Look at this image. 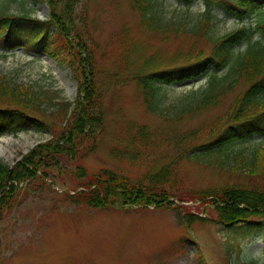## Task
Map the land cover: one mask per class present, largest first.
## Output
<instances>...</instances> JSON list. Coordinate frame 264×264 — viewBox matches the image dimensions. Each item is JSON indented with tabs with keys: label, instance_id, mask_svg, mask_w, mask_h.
<instances>
[{
	"label": "rangeland",
	"instance_id": "obj_1",
	"mask_svg": "<svg viewBox=\"0 0 264 264\" xmlns=\"http://www.w3.org/2000/svg\"><path fill=\"white\" fill-rule=\"evenodd\" d=\"M157 1V9L165 21L186 20L193 25L205 9L202 0H196L191 5L178 0ZM0 9L8 14L28 15L49 21L52 7L45 0H0ZM87 10V18L83 20L78 8L75 22L85 24L81 32L90 43L93 42L88 51L98 66L95 81L104 99V124L97 130L95 148H87L85 141L77 152L55 154L57 159L54 163L45 165L42 162L36 177L15 183L17 188L10 205L7 201H0V264H229L228 247L233 255L232 261L239 257L264 264V215L251 218L259 224L240 229L215 225L213 221L216 213L208 211L210 205L207 202L202 204L201 200L197 203L189 201V211L185 208L158 210L121 204L92 208L68 197L67 192L83 180L77 175L73 178L68 174L74 168L73 172H77L78 167L89 171L104 168L133 179L140 178L148 169L153 168L152 157L146 155V152L152 154L155 151L150 148L139 149L146 161L130 162L114 157L112 149L136 151L137 145L132 136L137 124L154 130L174 127V123L167 122V118L147 111L141 90L121 71V53L116 49L118 41L111 42L115 38L114 32L121 30L124 24L132 27L134 32H142L139 27L141 14L131 8L130 0H87ZM213 13L214 24L210 32L216 38L232 32L242 24L233 16H227L221 8L214 9ZM245 21L252 22L253 28L258 27L254 17ZM35 27V24L20 19L14 22L12 32L9 33L7 27L2 28L0 25V80L27 85L40 92L46 98L42 104L44 113L43 116H35L46 119L50 124L57 122L60 125L59 111L62 106L76 101L79 81L75 79L71 68L64 63H57L43 52L41 40L37 42L30 37L28 33L39 39V35H43L36 33ZM53 29L55 27H51V31ZM161 34L157 36H163ZM140 36L143 39L146 34ZM191 44L192 39L185 35H174L169 42H161L156 38L154 50L160 51V70L168 65L173 50L178 46L188 48ZM200 45L209 49L204 40H200ZM243 48L244 45L236 47ZM178 61L171 64V67L182 69L180 65L184 64ZM228 69L223 67L218 73L224 75ZM186 81H180L185 82L180 86L163 85L158 99L166 115L172 116L194 92L204 89L207 74ZM244 89L245 84L240 81L217 106L186 116L177 124L178 130L211 123L227 110L235 96ZM58 124L41 132L30 128L18 134L1 135L3 152L0 153V161L14 167L23 155L53 139L52 129H56ZM259 146L264 147V137L255 136L251 140L235 143L231 151L245 150V155H251ZM221 158L222 161H228L224 153ZM212 159L204 156L202 162H181L180 177L186 182L189 196L251 180L249 176L226 168L210 166ZM262 177L253 183L264 189ZM190 213L200 214L206 220L194 221L187 226L185 217ZM249 229L245 235L240 234L242 230ZM229 241L235 245L228 244Z\"/></svg>",
	"mask_w": 264,
	"mask_h": 264
},
{
	"label": "trees",
	"instance_id": "obj_2",
	"mask_svg": "<svg viewBox=\"0 0 264 264\" xmlns=\"http://www.w3.org/2000/svg\"><path fill=\"white\" fill-rule=\"evenodd\" d=\"M178 1L191 5L196 0ZM202 1L205 10L198 21L191 25L186 20L165 21L157 9V0H130L131 8L141 14L139 27L144 33L134 32L126 24L114 32L115 38L111 42L119 43L116 49L121 53V71L141 90L147 111L167 118V122H173L174 127L152 130L145 125H135L132 139L137 145V152L113 149L115 157L130 162H136L140 157L146 159L139 149L150 148L155 151L146 153L152 157L154 167L139 179H131L107 169L88 171L78 167L77 172L68 171L73 178L83 179L67 192L74 202L85 203L92 208L114 207L117 204L154 205L157 208L174 206L190 211L191 208L184 204L175 205L174 200L182 203L199 199L202 204L207 202L210 205L208 211L216 213V221L230 226L251 222L252 216L264 215V189L253 181L208 189L189 196L186 182L180 177L179 166L182 161L202 162L204 156L213 157L209 162L212 167L226 168L235 173H241L242 170L251 180L264 176V148L258 147L251 155H245L243 151H231L235 143L247 141L254 135L264 136V0ZM45 2H49L52 7L49 21L0 11V25L2 28L7 27L11 33L16 20L23 19L35 24L37 33L43 35H39L40 39L37 36L33 39L37 42L41 40L44 51L71 68L75 79L79 81L78 96L74 103L62 106L60 125L57 122L49 124L31 113V109L44 113L42 104L46 100L45 96L27 85L0 80V134L30 127L42 131L58 124L56 129H52L53 139L23 155L14 167L0 161V201H7L8 205L17 188L15 183L36 177L42 162L45 165L53 164L57 159L55 154L77 152L85 141L87 148H95L97 130L102 128L106 116L102 92L95 81L98 66L88 51L93 42L90 43L81 32L85 24L75 22L78 8L82 12L81 18H87V0ZM216 8H221L227 16H233L242 24L228 34L214 37L210 30L214 24L213 10ZM252 15L256 17L257 28L252 27V22L244 21L252 18ZM53 26L55 29L51 32ZM158 33L163 36H157ZM256 33H260L257 38ZM140 34H146V37L141 39ZM174 35H185L192 39L187 50L180 47L172 52L171 61L180 60L184 65H180L182 69L174 67L170 71H160L161 56L159 50H154V41L159 38L161 42H169ZM200 40L207 42L208 50L200 45ZM244 43L243 49H236ZM226 66L229 67L226 73L219 75L218 70ZM203 73L207 74L206 87L194 92L172 116L166 115L158 99L163 85ZM240 80H243L245 89L235 96L225 113L207 125L178 130L177 124L186 116L217 106ZM73 104V110L69 113ZM222 153L228 161H222ZM70 191L75 193L71 194ZM192 219L203 218L190 213L186 220L191 223Z\"/></svg>",
	"mask_w": 264,
	"mask_h": 264
},
{
	"label": "bare ground",
	"instance_id": "obj_3",
	"mask_svg": "<svg viewBox=\"0 0 264 264\" xmlns=\"http://www.w3.org/2000/svg\"><path fill=\"white\" fill-rule=\"evenodd\" d=\"M3 144L0 142V153L2 152Z\"/></svg>",
	"mask_w": 264,
	"mask_h": 264
}]
</instances>
